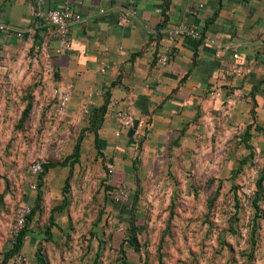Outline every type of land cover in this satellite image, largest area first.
<instances>
[{
  "label": "crops",
  "instance_id": "0c3cea01",
  "mask_svg": "<svg viewBox=\"0 0 264 264\" xmlns=\"http://www.w3.org/2000/svg\"><path fill=\"white\" fill-rule=\"evenodd\" d=\"M36 1L0 0V23L13 29L0 36V46L12 49L16 43L31 41L29 49H37V58L46 66L49 96L58 102L57 90L68 96L64 116L77 133L68 153L45 160L53 164L44 178L49 186L60 184L55 197L59 202L52 209L62 206L64 199L70 203L73 177L87 153L105 163L106 169L112 168L113 176L103 180L101 190L125 228L139 192L123 202L114 196L121 183L146 176L147 165H154L156 176L181 178V188L191 189L195 197L200 147L211 149L227 139L231 143L239 124L245 128L238 137L245 151L227 154L231 176L253 157L254 144L264 155V0H45L44 9L67 5L78 17L69 29L66 50L54 37L53 27L34 15ZM125 10L136 14L120 22ZM179 23L194 27L200 37L168 40L166 27ZM229 47L239 55L241 73L235 77L228 73L234 53ZM166 52L167 61L160 63L158 57ZM230 96L235 100L227 107ZM119 109L131 112L133 126L118 130ZM157 163L164 168L157 171ZM221 188L218 184L213 199ZM170 189L177 190L174 184ZM31 197L26 199L34 206L36 195ZM133 216L138 239L141 218ZM29 234L33 233L29 230L24 240ZM128 235L126 228L116 243L121 246Z\"/></svg>",
  "mask_w": 264,
  "mask_h": 264
},
{
  "label": "rangeland",
  "instance_id": "374dc122",
  "mask_svg": "<svg viewBox=\"0 0 264 264\" xmlns=\"http://www.w3.org/2000/svg\"><path fill=\"white\" fill-rule=\"evenodd\" d=\"M31 43L22 41L12 49L0 46V264H38L34 252L38 246L46 264H123V260L128 264H264V155L254 144L253 157L231 176L227 154L245 151L238 139L245 128L239 124L231 143L227 139L211 149L200 147L195 197L191 189L181 188V178L154 175V165L146 166V176L121 183L129 189L128 197L139 192L133 205L135 217L141 218L139 254L131 252L128 242L117 244L128 227L119 223L101 190L103 180L110 181L113 175L92 153L79 164L69 190V206L54 216L56 225L51 227V237H46L60 184L49 186L42 173L33 176L30 168L35 162L43 164L68 153L77 129L67 124L66 107L62 110L49 96L46 66L37 58L38 50L29 49ZM28 102L32 109L25 117ZM125 152L130 156L129 150ZM104 158L107 162L106 154ZM156 165L157 171L164 168ZM173 184L176 192H170ZM218 184L222 188L213 199ZM40 190V209L29 223L33 234L24 240L21 259L2 262L11 249L19 207L24 203L32 207L26 198ZM97 253L100 256L95 258Z\"/></svg>",
  "mask_w": 264,
  "mask_h": 264
},
{
  "label": "built area",
  "instance_id": "2783aa9c",
  "mask_svg": "<svg viewBox=\"0 0 264 264\" xmlns=\"http://www.w3.org/2000/svg\"><path fill=\"white\" fill-rule=\"evenodd\" d=\"M45 0H37L36 1V9L34 12V15L43 21L47 22L53 27V35L54 37L58 40L61 48L63 49H68L69 48V42H68V33L69 29L72 25V23L78 19V17L73 16L70 8L66 5L60 7V8H51V9H44L43 4ZM135 10H125L122 12L120 15V22H126L131 16H134ZM13 29L5 25L3 23H0V36H7L9 35ZM165 36L168 40H175L178 37L181 36H190L193 38H199L200 37V32L197 31L194 27L188 26L184 23H179V24H174L166 27L165 29ZM167 51L170 49L169 47L166 48ZM228 49H231L234 53L232 55L233 59L230 62V66L228 69V73L231 76H237L241 73V66L240 63L238 62L239 55L235 48L229 47ZM168 53L162 54L159 58L160 63H165L167 61ZM1 62V59H0ZM104 71V69H102ZM57 93L59 94V107L63 110L66 107V104L68 102V96L65 92L58 91ZM219 95V94H218ZM235 100V97H231L227 100V107H230ZM115 116L117 118V122L119 124L118 128L121 130L122 128H127L130 126L134 125V117L132 116L131 112H129L126 109H119L115 112ZM119 133V131H118ZM31 174L36 175L42 170V163L41 162H35L31 165ZM109 173H112V168L108 169ZM30 187L32 189L36 188V184L34 182L30 183ZM253 188V187H252ZM254 189V188H253ZM254 193L256 190L253 191ZM128 196H130L129 189L124 185L121 184L119 185L116 195L114 198L117 201L123 202L128 200ZM30 205L28 203L22 204L16 215V220H15V225H14V230H13V241L16 239L18 236V233L20 230L24 227L26 217L30 212ZM14 260H20L21 259V254L18 253L14 255L13 257Z\"/></svg>",
  "mask_w": 264,
  "mask_h": 264
},
{
  "label": "trees",
  "instance_id": "16d2710c",
  "mask_svg": "<svg viewBox=\"0 0 264 264\" xmlns=\"http://www.w3.org/2000/svg\"><path fill=\"white\" fill-rule=\"evenodd\" d=\"M30 102H28L27 106L25 107V110L23 111V115L26 117V115H28V111L30 109ZM78 150H79V145H76V148H75V151L73 153L74 157L78 154ZM74 162V161H73ZM53 164V162H45L42 164V170L39 172V173H42V175L47 171L48 167L51 166ZM60 165H63V163H60ZM68 181H69V178L66 179V183H65V189L67 190L68 188ZM41 186V181H40V184H38ZM257 186V189L259 187V183L256 184ZM258 191V190H257ZM257 191H256V194H257ZM64 192H66L64 190ZM41 190L39 191V193L36 194V203L34 204V206H30L31 209H30V212L29 214L27 215L26 217V221H25V224H24V227L20 230V232L18 233V236L16 237V239L14 241H12L11 243V249L9 251V253L4 257L3 261L2 262H5V261H9L11 258L13 259L14 255L18 254L21 252V247H22V243H23V240H24V237L27 235V233L29 232V223L31 222V220L33 219L34 215L36 214L37 211H39L40 209V205H41ZM257 195L255 196V198L252 200V204H256V200H257ZM64 203L62 206L58 207V208H54L50 217H49V224L47 225L46 227V230H45V234L47 235V237H51V227L54 225V213L57 212L58 210H62V209H65L69 206V201L64 199L63 200ZM133 209V207H132ZM133 212L130 210V221H129V227H128V238H127V242H128V245L131 246L136 252H140V244H139V241L137 239V235H136V228L134 227L133 225ZM41 246H38L36 252H35V255H36V258H37V261L39 264H46V260L42 254V251H41ZM122 252H123V257H124V250L122 249Z\"/></svg>",
  "mask_w": 264,
  "mask_h": 264
}]
</instances>
